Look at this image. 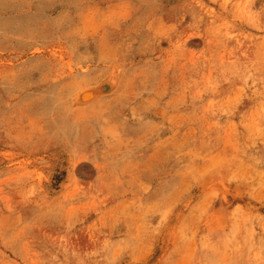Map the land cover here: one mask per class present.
<instances>
[{
	"label": "rangeland",
	"instance_id": "1",
	"mask_svg": "<svg viewBox=\"0 0 264 264\" xmlns=\"http://www.w3.org/2000/svg\"><path fill=\"white\" fill-rule=\"evenodd\" d=\"M0 264H264V0H0Z\"/></svg>",
	"mask_w": 264,
	"mask_h": 264
},
{
	"label": "bare ground",
	"instance_id": "2",
	"mask_svg": "<svg viewBox=\"0 0 264 264\" xmlns=\"http://www.w3.org/2000/svg\"><path fill=\"white\" fill-rule=\"evenodd\" d=\"M97 90H95V89H84V90L80 91L79 93H77L78 94V96L76 95V97L78 98L77 100H79V101L83 100L82 102H89L93 98L97 97V95H99V92Z\"/></svg>",
	"mask_w": 264,
	"mask_h": 264
}]
</instances>
